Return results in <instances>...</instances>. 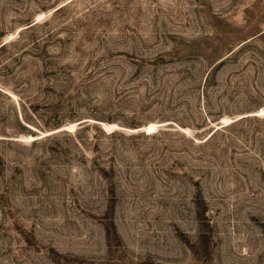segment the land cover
I'll use <instances>...</instances> for the list:
<instances>
[{
    "label": "rangeland",
    "instance_id": "374dc122",
    "mask_svg": "<svg viewBox=\"0 0 264 264\" xmlns=\"http://www.w3.org/2000/svg\"><path fill=\"white\" fill-rule=\"evenodd\" d=\"M0 264H264V0H0Z\"/></svg>",
    "mask_w": 264,
    "mask_h": 264
},
{
    "label": "trees",
    "instance_id": "16d2710c",
    "mask_svg": "<svg viewBox=\"0 0 264 264\" xmlns=\"http://www.w3.org/2000/svg\"><path fill=\"white\" fill-rule=\"evenodd\" d=\"M215 130H216V128H214L212 131H210V133L206 136V138H208Z\"/></svg>",
    "mask_w": 264,
    "mask_h": 264
}]
</instances>
